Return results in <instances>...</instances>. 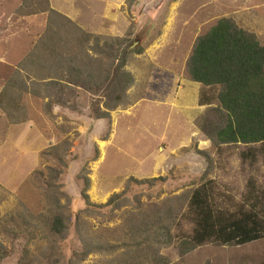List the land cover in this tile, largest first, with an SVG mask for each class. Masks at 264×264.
Returning <instances> with one entry per match:
<instances>
[{"label":"rangeland","instance_id":"rangeland-1","mask_svg":"<svg viewBox=\"0 0 264 264\" xmlns=\"http://www.w3.org/2000/svg\"><path fill=\"white\" fill-rule=\"evenodd\" d=\"M40 2L0 0V264H117L131 242L132 216L146 219L144 264H264V238L184 247L194 226L188 204L203 184L212 182L222 208L238 210L254 190L264 210V157L250 162L241 156L244 145L215 146L204 131L210 119L221 122L215 106H205L190 125L170 96L182 76L169 83L173 59L182 67L198 37L223 17L264 44V0ZM85 33L91 37L82 45ZM114 38L121 42L113 47ZM136 39L142 44L131 48ZM58 52L79 57L71 70H61ZM78 66L103 71L98 85L69 73ZM50 169L68 198L62 236L48 233L39 216L55 175ZM153 178L159 179L134 181ZM88 183L90 203L118 194L121 207L81 214ZM160 224L170 229V244L150 240ZM88 239L117 251L78 261L73 252Z\"/></svg>","mask_w":264,"mask_h":264},{"label":"trees","instance_id":"trees-1","mask_svg":"<svg viewBox=\"0 0 264 264\" xmlns=\"http://www.w3.org/2000/svg\"><path fill=\"white\" fill-rule=\"evenodd\" d=\"M28 1L31 3L37 1L33 5L40 6L42 0ZM44 2L48 0H43L42 3ZM28 8H30L29 2L26 5V9ZM51 12L54 15L58 14L54 10ZM82 36V45H85L91 36L87 33ZM93 37L96 44L101 41L100 36ZM112 40L114 43L111 46L113 47L121 42L118 38ZM105 47L110 48V45L106 44ZM105 52L106 50L100 49V53ZM106 53L112 57L118 55L117 50ZM78 58L76 54L67 56L65 53L58 52L57 63L60 64L63 72L64 70L69 71L71 70L70 65ZM94 61L95 59H92V66ZM124 66L125 62L121 67ZM186 67L190 80L200 83L203 90H209L208 93L204 91L200 94V104L215 106V114L221 121L218 124L211 119L208 123L206 122L204 131L208 139L217 147L220 144L244 145L247 150L242 151L241 156L246 161L254 162L262 154L264 157V44L257 34L240 27L234 19L223 17L207 33L198 37ZM72 70L73 72L69 73L76 74V79H82V83L91 78L92 83L96 85L103 72L96 74L93 73L94 70L84 72L81 66L73 67ZM122 72L121 75L131 80L129 72ZM210 92H213V98L209 96ZM255 145L256 147H250ZM50 170L55 172V175H53V180L47 182L45 211L39 216L48 233L53 236H62L68 229L66 206L63 202L68 198L54 183L58 177L56 170ZM158 179H134V181L137 184H146ZM211 183L208 182L196 189L189 201L187 214L193 217L191 218L194 226L189 240L183 242L184 247L192 250L209 242L222 245H244L264 238V210L260 206V197L254 190H250L246 201L238 210L230 211L215 202ZM250 186L255 188L253 182ZM88 187L89 183L84 189L87 207L81 211V214L91 213L93 208L98 207L116 209L121 207L119 201L121 195L118 194L112 196L105 204L90 203L86 193ZM142 219L143 221L138 223V220L135 221V216L131 217L129 228L131 242L123 244L127 250L117 264H144L146 262V219ZM155 232L151 241L164 243V239H167L165 244L172 242L170 229L164 224H160ZM135 236H143L144 240L134 242ZM149 247L151 248V245ZM116 251V246L97 244L94 240L88 239L84 242L83 250L74 251L73 255L78 261H84L92 254L108 255ZM142 252L143 256L140 255Z\"/></svg>","mask_w":264,"mask_h":264},{"label":"crops","instance_id":"crops-1","mask_svg":"<svg viewBox=\"0 0 264 264\" xmlns=\"http://www.w3.org/2000/svg\"><path fill=\"white\" fill-rule=\"evenodd\" d=\"M158 52V51H157ZM154 57V56H153ZM188 56L184 59L182 63V67H180L176 59L174 60V64H176L175 67H172L173 69L169 71L172 81H169L171 85L172 83L176 81V83L180 80V76H182V86L178 88L176 91V95L174 94L175 92L171 90L170 96L173 98L171 99V102H173L174 106L178 111H180L181 116L184 118L185 121H187L190 125L193 124V120L195 119L196 116H198L200 113L203 112L204 110V105L202 106L200 104V92L202 89V85L200 83L191 81L189 78L186 77V60ZM182 72V74H180ZM179 78V79H177ZM169 85V84H168ZM194 117V118H193ZM190 121V122H189ZM197 136V134H196ZM206 142V141H202Z\"/></svg>","mask_w":264,"mask_h":264},{"label":"water","instance_id":"water-1","mask_svg":"<svg viewBox=\"0 0 264 264\" xmlns=\"http://www.w3.org/2000/svg\"><path fill=\"white\" fill-rule=\"evenodd\" d=\"M142 42H143V39H136V40L134 41V43L132 44L131 48H134V47H136V46L141 45Z\"/></svg>","mask_w":264,"mask_h":264}]
</instances>
